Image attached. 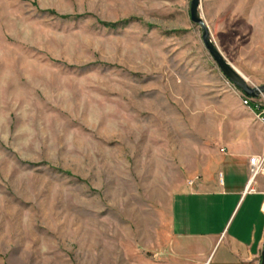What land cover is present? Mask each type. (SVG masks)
I'll return each mask as SVG.
<instances>
[{"label":"rangeland","instance_id":"374dc122","mask_svg":"<svg viewBox=\"0 0 264 264\" xmlns=\"http://www.w3.org/2000/svg\"><path fill=\"white\" fill-rule=\"evenodd\" d=\"M191 1L0 0V264L169 259L188 164L259 123ZM199 15L264 85V0H200Z\"/></svg>","mask_w":264,"mask_h":264},{"label":"crops","instance_id":"0c3cea01","mask_svg":"<svg viewBox=\"0 0 264 264\" xmlns=\"http://www.w3.org/2000/svg\"><path fill=\"white\" fill-rule=\"evenodd\" d=\"M251 121L220 133L188 164L192 182L170 202L172 240L164 264H261L264 173L250 180V159L264 153V125Z\"/></svg>","mask_w":264,"mask_h":264},{"label":"water","instance_id":"95a60500","mask_svg":"<svg viewBox=\"0 0 264 264\" xmlns=\"http://www.w3.org/2000/svg\"><path fill=\"white\" fill-rule=\"evenodd\" d=\"M200 0H192L190 8V17L193 23L197 24L202 32L203 44L215 61L223 75L234 84L245 96L256 99L264 95V85L254 86L248 83V80L230 64L211 38V34L206 22L199 15ZM264 264V248L262 251V261Z\"/></svg>","mask_w":264,"mask_h":264},{"label":"built area","instance_id":"2783aa9c","mask_svg":"<svg viewBox=\"0 0 264 264\" xmlns=\"http://www.w3.org/2000/svg\"><path fill=\"white\" fill-rule=\"evenodd\" d=\"M259 98V97H258ZM248 96H243L242 104L248 108L256 117V119L264 125V108ZM224 151V150H222ZM264 173V153L261 156H255L250 159V180L255 179L259 174Z\"/></svg>","mask_w":264,"mask_h":264},{"label":"trees","instance_id":"16d2710c","mask_svg":"<svg viewBox=\"0 0 264 264\" xmlns=\"http://www.w3.org/2000/svg\"><path fill=\"white\" fill-rule=\"evenodd\" d=\"M107 26H115L114 24H106Z\"/></svg>","mask_w":264,"mask_h":264}]
</instances>
